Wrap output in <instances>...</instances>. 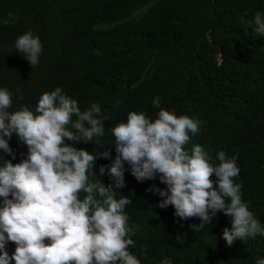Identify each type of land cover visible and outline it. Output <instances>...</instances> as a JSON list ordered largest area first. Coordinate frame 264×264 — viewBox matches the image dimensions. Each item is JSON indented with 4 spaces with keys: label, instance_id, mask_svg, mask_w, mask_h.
<instances>
[{
    "label": "trees",
    "instance_id": "trees-1",
    "mask_svg": "<svg viewBox=\"0 0 264 264\" xmlns=\"http://www.w3.org/2000/svg\"><path fill=\"white\" fill-rule=\"evenodd\" d=\"M257 11L264 12V0H0V20L15 16L0 23V87L12 94L10 108L34 111L56 87L82 111L98 103L109 117L101 142H65L89 152L111 149L113 158L110 129L131 111L154 119L158 95L161 108L202 121L185 148L201 145L213 164L218 151L238 150L234 182L264 223V37L248 24ZM28 30L43 45L33 68L13 46ZM103 182H111L106 174ZM125 182L115 198L134 193L124 211L139 226L131 247L141 264H255L264 257V236L226 244L222 233L231 222L222 212L196 232L190 225L199 218L181 220L146 191L166 187L158 178L138 182L129 169ZM7 250L14 252L11 242Z\"/></svg>",
    "mask_w": 264,
    "mask_h": 264
},
{
    "label": "clouds",
    "instance_id": "clouds-1",
    "mask_svg": "<svg viewBox=\"0 0 264 264\" xmlns=\"http://www.w3.org/2000/svg\"><path fill=\"white\" fill-rule=\"evenodd\" d=\"M14 22L11 12L0 20ZM248 24L264 37V12H255ZM13 46L32 68L39 63L43 45L31 30L18 35ZM16 93L22 99L20 88ZM11 104L12 94L0 87V264H141L131 247L139 226L130 225L124 211L134 193L115 198L126 187L129 169L138 182L158 178L166 185L146 191L162 198L158 207L171 205L181 220L199 218L190 225L196 232L222 212L231 222L222 233L228 246L264 236V223L234 182L238 150L218 151L219 163L213 164L201 145L185 148L202 121L161 108L158 95L152 100L159 109L154 119L131 111L110 129L114 158L111 149L89 152L65 142H101L109 117L101 115L98 103L82 111L56 87L39 97L34 111ZM96 174L111 182L105 185ZM9 242L15 247L11 255ZM160 264L172 261L164 258ZM255 264H264V257Z\"/></svg>",
    "mask_w": 264,
    "mask_h": 264
}]
</instances>
